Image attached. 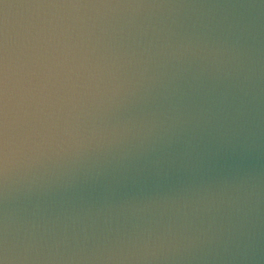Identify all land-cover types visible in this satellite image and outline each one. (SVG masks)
<instances>
[{
	"label": "water",
	"instance_id": "95a60500",
	"mask_svg": "<svg viewBox=\"0 0 264 264\" xmlns=\"http://www.w3.org/2000/svg\"><path fill=\"white\" fill-rule=\"evenodd\" d=\"M0 264H264V0H0Z\"/></svg>",
	"mask_w": 264,
	"mask_h": 264
}]
</instances>
